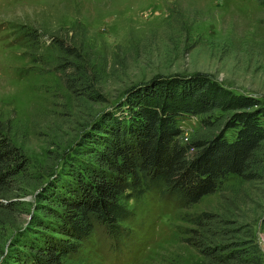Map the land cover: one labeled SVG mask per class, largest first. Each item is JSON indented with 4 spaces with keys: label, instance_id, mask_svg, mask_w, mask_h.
Returning <instances> with one entry per match:
<instances>
[{
    "label": "rangeland",
    "instance_id": "374dc122",
    "mask_svg": "<svg viewBox=\"0 0 264 264\" xmlns=\"http://www.w3.org/2000/svg\"><path fill=\"white\" fill-rule=\"evenodd\" d=\"M56 36L82 41L97 58L101 100L73 99L64 87L55 67ZM171 77L208 80L217 90L252 98L256 106L248 111L264 107V0H0V122L29 162L13 186L18 190L12 188L15 213L0 226V264L32 260L30 241H48L56 218L44 187L72 162L64 160L75 155L83 124L115 108L132 85ZM199 120L180 117L185 137ZM246 186L229 176L189 208L153 192L131 198L134 216L122 222L124 236L111 238L96 225L61 264H195L202 256L186 241L189 216L236 208L247 215L243 231L251 225L264 257V182Z\"/></svg>",
    "mask_w": 264,
    "mask_h": 264
},
{
    "label": "trees",
    "instance_id": "16d2710c",
    "mask_svg": "<svg viewBox=\"0 0 264 264\" xmlns=\"http://www.w3.org/2000/svg\"><path fill=\"white\" fill-rule=\"evenodd\" d=\"M52 40L59 79L72 98L101 100L97 58L89 55L82 41L76 45L57 36ZM124 98L83 124L75 155L64 160L72 162L52 177L50 188L44 187L43 198L54 205L49 208L56 218L46 231L48 241L31 240L32 260L18 264H61L96 225L111 238L124 236L122 222L134 216L127 201L145 193L189 208L216 192L229 176L248 185L246 190L264 182V107L248 111L256 106L252 98L217 90L208 80L178 77L132 85ZM183 115L200 117L190 137L179 125ZM8 128L0 122V226L15 213L12 188L29 166ZM229 128L235 129L230 139L225 136ZM241 219L247 215H239L237 208L226 215L202 211L189 216L192 226L186 241L202 256L195 264H264L251 225L243 231ZM241 235L248 241L239 240Z\"/></svg>",
    "mask_w": 264,
    "mask_h": 264
}]
</instances>
